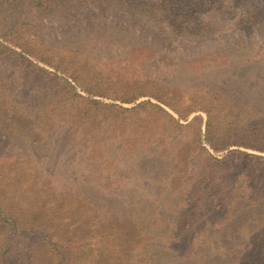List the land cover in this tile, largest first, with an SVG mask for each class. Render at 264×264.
<instances>
[{
  "label": "rangeland",
  "instance_id": "rangeland-1",
  "mask_svg": "<svg viewBox=\"0 0 264 264\" xmlns=\"http://www.w3.org/2000/svg\"><path fill=\"white\" fill-rule=\"evenodd\" d=\"M203 109L212 139L264 115V0H0V264H236L264 153Z\"/></svg>",
  "mask_w": 264,
  "mask_h": 264
},
{
  "label": "trees",
  "instance_id": "trees-1",
  "mask_svg": "<svg viewBox=\"0 0 264 264\" xmlns=\"http://www.w3.org/2000/svg\"><path fill=\"white\" fill-rule=\"evenodd\" d=\"M234 75L235 76L233 78H238V75ZM224 94V98H227V93ZM154 106L163 112L166 117L174 121V119L161 107L157 105ZM170 109L173 110L179 117H184V114L177 111L176 108L170 107ZM184 110L186 113H189V109L186 108ZM203 112L206 115L204 139L210 149L217 151L227 146L236 145L264 153V115H257L258 117L250 119L242 128L243 134H245L241 135V139L239 140L227 139L228 136L226 135H224L225 137L222 136L218 139H212L211 137L213 133L212 130H210V113L206 109H203ZM188 123L189 121L184 125V127H186ZM177 126L182 127L180 124H177ZM196 134H199V129H197ZM200 149L203 150L204 148L200 147ZM245 155L246 165L249 168L245 173L241 174H243L246 181L244 183L246 188L244 193L246 192L245 198L247 199L246 205L248 210L244 211L243 217L244 219L252 217L251 220L253 225L247 230L246 238L242 244L239 258H236V264H264V156L251 153ZM203 160L205 162V165H203L204 168L198 172L194 183V191L192 193L195 198L194 200L198 201L197 199H202L203 195H206L205 189L209 187L217 192L216 194L225 206L228 205L234 198L233 195L230 197L231 187L229 182H232V179L230 176H227V172L224 171V167L230 163L229 157L223 156L222 158L217 159L206 153ZM228 177L230 179H228ZM226 179L230 181L226 182ZM239 197H242V194H240ZM224 209L227 212V206ZM231 215L234 217V214ZM250 218L245 221L250 220Z\"/></svg>",
  "mask_w": 264,
  "mask_h": 264
}]
</instances>
